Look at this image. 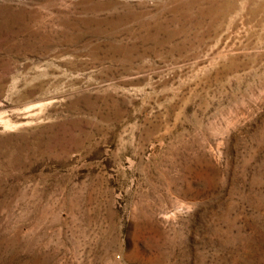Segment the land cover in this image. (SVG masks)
I'll list each match as a JSON object with an SVG mask.
<instances>
[{
  "label": "rangeland",
  "instance_id": "obj_1",
  "mask_svg": "<svg viewBox=\"0 0 264 264\" xmlns=\"http://www.w3.org/2000/svg\"><path fill=\"white\" fill-rule=\"evenodd\" d=\"M0 20V264H264V0Z\"/></svg>",
  "mask_w": 264,
  "mask_h": 264
},
{
  "label": "bare ground",
  "instance_id": "obj_2",
  "mask_svg": "<svg viewBox=\"0 0 264 264\" xmlns=\"http://www.w3.org/2000/svg\"><path fill=\"white\" fill-rule=\"evenodd\" d=\"M18 10H19V9H18ZM18 10H17V11H18ZM12 11H14V10H12ZM15 11H16V10H15ZM15 11H14V12H15ZM17 11H16V13H17ZM20 11H21V10H20ZM22 12H23V11H22ZM18 13H20V12H18ZM26 13H27V12H26ZM23 14H24V13H23ZM23 14L20 13L21 16H22ZM11 15H14L15 17H18L16 14H10V16H11ZM20 15H19V16H20ZM26 15H27V14H26ZM30 16H32V15H30ZM24 17H25V16H24ZM14 19H15V18H14ZM9 20H10V19H9ZM22 20H23V19H22ZM24 20H25V19H24ZM0 22H1V20H0ZM7 23H8V20L6 19V20L3 22V24L6 25ZM16 28H17V27H16ZM16 30H17V29H16ZM18 30H19V29H18ZM13 31H14V30H13ZM11 33H12V32H11ZM16 33H17V31H16ZM10 35H11V34H10ZM13 36H14V35H13ZM15 37H16V36H15ZM13 38H14V37H13ZM31 47H32V46H31ZM30 49H31V48H30ZM33 50H34V47H33Z\"/></svg>",
  "mask_w": 264,
  "mask_h": 264
}]
</instances>
